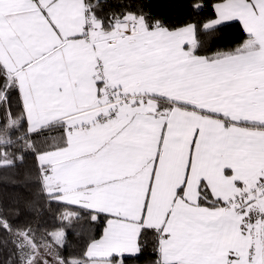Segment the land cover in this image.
<instances>
[{
    "label": "snow or ice",
    "instance_id": "1",
    "mask_svg": "<svg viewBox=\"0 0 264 264\" xmlns=\"http://www.w3.org/2000/svg\"><path fill=\"white\" fill-rule=\"evenodd\" d=\"M0 264H264V0H0Z\"/></svg>",
    "mask_w": 264,
    "mask_h": 264
}]
</instances>
